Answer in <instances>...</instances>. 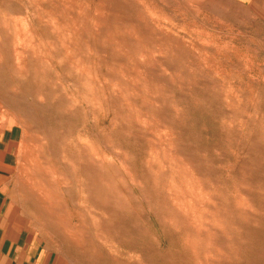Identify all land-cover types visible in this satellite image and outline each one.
Instances as JSON below:
<instances>
[{
    "label": "rangeland",
    "instance_id": "obj_1",
    "mask_svg": "<svg viewBox=\"0 0 264 264\" xmlns=\"http://www.w3.org/2000/svg\"><path fill=\"white\" fill-rule=\"evenodd\" d=\"M3 128L61 264H264V0H0Z\"/></svg>",
    "mask_w": 264,
    "mask_h": 264
},
{
    "label": "crops",
    "instance_id": "obj_2",
    "mask_svg": "<svg viewBox=\"0 0 264 264\" xmlns=\"http://www.w3.org/2000/svg\"><path fill=\"white\" fill-rule=\"evenodd\" d=\"M11 140V130H0V264H61L15 209Z\"/></svg>",
    "mask_w": 264,
    "mask_h": 264
}]
</instances>
